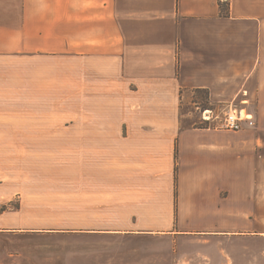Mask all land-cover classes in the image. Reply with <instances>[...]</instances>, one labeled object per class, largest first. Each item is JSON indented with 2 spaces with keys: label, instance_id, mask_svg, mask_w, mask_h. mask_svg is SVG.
<instances>
[{
  "label": "crops",
  "instance_id": "obj_1",
  "mask_svg": "<svg viewBox=\"0 0 264 264\" xmlns=\"http://www.w3.org/2000/svg\"><path fill=\"white\" fill-rule=\"evenodd\" d=\"M197 90L264 119V0H0V235L264 239V132L182 126ZM59 105L71 129L49 130Z\"/></svg>",
  "mask_w": 264,
  "mask_h": 264
},
{
  "label": "rangeland",
  "instance_id": "obj_2",
  "mask_svg": "<svg viewBox=\"0 0 264 264\" xmlns=\"http://www.w3.org/2000/svg\"><path fill=\"white\" fill-rule=\"evenodd\" d=\"M50 77L53 79L57 76ZM234 107L244 108L252 114L249 125L253 127L245 130L253 133L264 132V119L259 121L254 100L247 104L236 102L231 107L211 105L202 91L186 92L184 95L179 110L181 125L215 127L224 112ZM206 109L213 112L209 121H203L201 117ZM43 119L48 121L49 130L71 129L72 114L60 113V105L50 106L48 114L43 115ZM262 136L264 137V133ZM40 141L54 147L60 140H22L20 143L23 145L25 142H32L33 147H36ZM27 168L33 181L32 191L40 189L38 185L41 177L46 178L53 186L60 176V166L51 161L42 168L35 164L32 168ZM260 193L264 194V188L258 191V194ZM57 198L46 197L44 200L55 205ZM27 204L28 207L34 205L32 202ZM18 207L19 199L15 198L9 205L1 206L0 211L8 208L14 210ZM41 214L42 217L35 218L36 223L55 224L56 221H60L56 214L49 212ZM244 235L239 241H230L226 244L203 238H176L160 234H86L74 233L71 230L34 231L22 235L7 233L0 235V264H264V239L257 238L258 235L254 234Z\"/></svg>",
  "mask_w": 264,
  "mask_h": 264
},
{
  "label": "built area",
  "instance_id": "obj_3",
  "mask_svg": "<svg viewBox=\"0 0 264 264\" xmlns=\"http://www.w3.org/2000/svg\"><path fill=\"white\" fill-rule=\"evenodd\" d=\"M212 110H204L201 117L203 121L212 119ZM252 114L247 112L244 108H230L226 110L223 116L219 119V124L215 127L219 129L238 131L243 129L246 122L251 118ZM218 117V116H216Z\"/></svg>",
  "mask_w": 264,
  "mask_h": 264
},
{
  "label": "trees",
  "instance_id": "obj_4",
  "mask_svg": "<svg viewBox=\"0 0 264 264\" xmlns=\"http://www.w3.org/2000/svg\"><path fill=\"white\" fill-rule=\"evenodd\" d=\"M219 5H220V8H221V11H223L224 10V5L220 2L219 3ZM198 91H202V92H204L206 95H207V92L205 91V90H197V91H195V92H198ZM207 100V99H206Z\"/></svg>",
  "mask_w": 264,
  "mask_h": 264
}]
</instances>
